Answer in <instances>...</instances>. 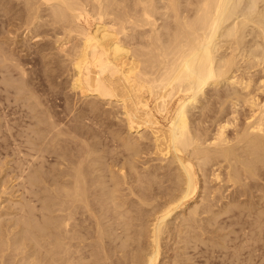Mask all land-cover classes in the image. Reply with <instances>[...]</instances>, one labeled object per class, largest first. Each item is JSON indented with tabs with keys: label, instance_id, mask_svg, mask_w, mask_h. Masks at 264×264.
Listing matches in <instances>:
<instances>
[{
	"label": "bare ground",
	"instance_id": "1",
	"mask_svg": "<svg viewBox=\"0 0 264 264\" xmlns=\"http://www.w3.org/2000/svg\"><path fill=\"white\" fill-rule=\"evenodd\" d=\"M245 2L0 0V264H264Z\"/></svg>",
	"mask_w": 264,
	"mask_h": 264
},
{
	"label": "rangeland",
	"instance_id": "2",
	"mask_svg": "<svg viewBox=\"0 0 264 264\" xmlns=\"http://www.w3.org/2000/svg\"><path fill=\"white\" fill-rule=\"evenodd\" d=\"M246 1H248V2H245V3H244V4H246V5H245V6L243 5V6H244V7H242L243 9L241 8V9L243 10V12H244V11H245V12H246V11L248 12V11L250 10V8L252 7V2H251L252 0H246ZM242 10H241V11H242ZM34 39H35V40H34ZM34 39H33L32 41H38L37 38H34Z\"/></svg>",
	"mask_w": 264,
	"mask_h": 264
}]
</instances>
